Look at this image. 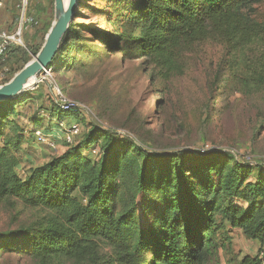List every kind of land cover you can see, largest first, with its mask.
Masks as SVG:
<instances>
[{
  "label": "trees",
  "instance_id": "16d2710c",
  "mask_svg": "<svg viewBox=\"0 0 264 264\" xmlns=\"http://www.w3.org/2000/svg\"><path fill=\"white\" fill-rule=\"evenodd\" d=\"M257 2L131 0L120 29L110 30L80 23L76 9L49 66L69 68L76 61L71 51L102 47L129 58L145 57L167 75L176 68L182 46L218 36L234 53L257 47V60L243 76L244 85L257 89L264 85V23L254 16ZM103 13L107 24L114 22L109 11ZM34 23L24 47L8 46L24 63L42 44L31 41L44 38L51 25ZM80 31L98 43L88 45L89 37L79 36ZM20 94L0 102V200L18 197L45 213L28 225L0 230V256L12 253L31 264H62L61 257L90 264H221L220 251H227L230 230L237 228L259 244V252L234 264H264L262 164L237 161L219 149L147 151L92 125L63 153L21 176L17 150L23 133L9 119L26 100ZM96 143V159H91L84 151L91 154ZM140 197L144 211L152 208L145 225L137 214Z\"/></svg>",
  "mask_w": 264,
  "mask_h": 264
},
{
  "label": "rangeland",
  "instance_id": "374dc122",
  "mask_svg": "<svg viewBox=\"0 0 264 264\" xmlns=\"http://www.w3.org/2000/svg\"><path fill=\"white\" fill-rule=\"evenodd\" d=\"M130 2L120 0L115 6L114 0H78L77 21L97 29L119 28ZM53 5V0H29L22 17L16 3L7 0L0 8V33L11 34L22 22L23 42L9 46L24 47L33 32L34 21L38 28L44 22L52 23ZM254 7L255 18L264 23V0H258ZM105 11L110 12L113 23L107 24ZM28 17L32 20L26 22ZM79 36L89 37L88 45L98 43L86 31H80ZM44 38L40 35L31 45L43 44ZM9 50L6 48L0 58V84L10 80L16 72L11 73L25 64L19 52L12 54ZM91 50L71 51L76 58L71 67L64 63L58 70L47 67L50 71L38 75L20 94L26 100L16 106L9 119L23 133L17 150L21 176L28 167L43 164L69 147L61 145L54 152L48 151L36 143L32 129L49 131L59 129L60 123L71 122L79 124L80 136L90 126L97 125L128 137L147 151L203 153L219 149L231 153L237 161L257 162L264 167V85L254 89L243 82L247 67L257 60V47L238 54L227 48L218 36H210L182 46L175 59L176 68L167 75L145 57L129 58L123 51L108 52L102 47ZM35 55L30 54L29 60ZM54 85L84 105L83 109L60 114L54 102ZM98 147L96 143L94 149L98 151ZM90 152L84 151L96 159L93 149ZM137 205L141 225L148 224L152 208L143 210L142 197ZM44 213L41 207L28 205L18 197L1 199L0 230L28 225ZM230 237L227 251H220L221 264H234L246 254H258L259 244L246 238L241 230L231 229ZM107 250L108 247L103 249ZM61 262L90 264L73 263L64 257ZM0 263L31 264L26 258H16L6 252L0 256Z\"/></svg>",
  "mask_w": 264,
  "mask_h": 264
},
{
  "label": "water",
  "instance_id": "95a60500",
  "mask_svg": "<svg viewBox=\"0 0 264 264\" xmlns=\"http://www.w3.org/2000/svg\"><path fill=\"white\" fill-rule=\"evenodd\" d=\"M54 18L44 42L33 59L29 60L7 82L0 84V102L15 97L34 81L43 69L49 67L61 40L74 17L78 0H53Z\"/></svg>",
  "mask_w": 264,
  "mask_h": 264
},
{
  "label": "built area",
  "instance_id": "2783aa9c",
  "mask_svg": "<svg viewBox=\"0 0 264 264\" xmlns=\"http://www.w3.org/2000/svg\"><path fill=\"white\" fill-rule=\"evenodd\" d=\"M7 0H0V8L5 4ZM16 3L17 7L21 9V16L25 14V10L27 8L29 0H12ZM31 17H28L26 22L31 21ZM10 44H23L22 42V22L20 26L16 29L15 32L11 34H6L4 32L0 33V58L4 54L6 48ZM50 69H43L40 73H48ZM38 74V75H40ZM54 94V102L56 107L63 111H73L80 112L83 109L81 103L76 101L75 99H71L67 97L57 85L52 87ZM32 135L37 144H42L44 147L51 152H54L61 145L70 146L77 142L78 137L80 136V126L77 122H71L68 125H64L60 123V128L55 129L51 128L49 131H45L42 128L32 129ZM204 151V149H200ZM92 153H97V150L93 148Z\"/></svg>",
  "mask_w": 264,
  "mask_h": 264
},
{
  "label": "bare ground",
  "instance_id": "6f19581e",
  "mask_svg": "<svg viewBox=\"0 0 264 264\" xmlns=\"http://www.w3.org/2000/svg\"><path fill=\"white\" fill-rule=\"evenodd\" d=\"M64 3L67 4V0H64Z\"/></svg>",
  "mask_w": 264,
  "mask_h": 264
},
{
  "label": "crops",
  "instance_id": "0c3cea01",
  "mask_svg": "<svg viewBox=\"0 0 264 264\" xmlns=\"http://www.w3.org/2000/svg\"><path fill=\"white\" fill-rule=\"evenodd\" d=\"M234 229H237V228H234Z\"/></svg>",
  "mask_w": 264,
  "mask_h": 264
}]
</instances>
